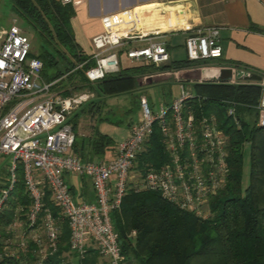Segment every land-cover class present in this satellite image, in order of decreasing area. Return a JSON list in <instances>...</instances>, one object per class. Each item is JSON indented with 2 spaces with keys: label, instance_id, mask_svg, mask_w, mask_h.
Instances as JSON below:
<instances>
[{
  "label": "built area",
  "instance_id": "2783aa9c",
  "mask_svg": "<svg viewBox=\"0 0 264 264\" xmlns=\"http://www.w3.org/2000/svg\"><path fill=\"white\" fill-rule=\"evenodd\" d=\"M125 39V34L118 30H104L91 36L89 55L94 63L84 70L89 82L118 70L117 49ZM183 46L185 58L190 61L220 55L213 28L193 29L185 36ZM29 52L30 43L18 26L11 22L0 28V155L9 156L7 179L0 183V212L16 181L18 164L29 198L24 220L15 217L6 226L4 235L0 233V264L4 258H16L18 253L26 252L28 241L35 245V264H41L43 257L56 247L57 220L61 219L67 222L68 247L78 258L87 247H92L106 264H123L110 212L118 208L128 192L153 190L180 209L202 218L208 215L209 200L224 186L228 172L226 136L212 114L195 116L189 109L187 101L195 96L193 91L180 85L179 96L157 111L149 108L144 97H139V118L130 123L126 136L115 143L113 156L107 160H83L71 151L74 133L67 117L92 97V92L70 95L51 92L54 81L41 78V61ZM124 54L130 60H143L154 66L169 62L161 41L147 40L145 44L129 46ZM192 69L185 67L171 72L178 79L180 71ZM162 73L168 75L167 72L157 75ZM145 79L142 76L141 80ZM258 84L262 94L264 82ZM260 100L261 97L256 105V126L264 125V106ZM226 112L233 113L232 105L226 107ZM154 123L166 158L159 167L139 170L138 153ZM66 174L87 179L93 200H75L64 178ZM45 191L58 209L57 217L43 209Z\"/></svg>",
  "mask_w": 264,
  "mask_h": 264
},
{
  "label": "trees",
  "instance_id": "16d2710c",
  "mask_svg": "<svg viewBox=\"0 0 264 264\" xmlns=\"http://www.w3.org/2000/svg\"><path fill=\"white\" fill-rule=\"evenodd\" d=\"M9 2L12 11L35 34L37 48L35 52L30 48L29 55L41 61V78L54 81L53 88L62 95L82 90L93 93L92 98L81 103L67 117L74 133L71 151L83 160L101 158L113 149L114 144L94 125L88 135H79L76 130L82 114L87 113L100 121L99 108L106 96L133 89L139 85V76L145 73L185 68L193 63L186 58L161 66L143 62L119 67L116 72L89 82L84 70L94 62L74 40L69 22L72 6L60 0ZM253 30L264 33L256 27ZM191 89L195 96L187 101L189 109L195 116L212 114L226 136L228 172L225 184L210 198L209 213L204 218L178 208L153 190L126 193L118 208L110 212L117 244L124 257L123 264H264V125H255L261 87L254 81L230 83L204 79L194 81ZM230 105L232 114L226 112ZM244 142L249 145L248 173L247 181L242 185ZM165 158L159 130L154 123L138 153L137 167L139 170L147 166L159 167ZM69 190L72 192L71 186ZM47 197L45 191L43 209L47 208L57 217L58 209ZM17 206L21 209L16 210ZM28 207L29 198L18 164L16 181L0 212V233L4 235L6 226L15 217L24 220ZM57 223L56 247L43 257L41 264H106L92 247H87L78 258L68 247L67 222L61 219ZM34 251L35 245L28 241L26 252L18 253L16 258H4L1 264H35Z\"/></svg>",
  "mask_w": 264,
  "mask_h": 264
},
{
  "label": "crops",
  "instance_id": "0c3cea01",
  "mask_svg": "<svg viewBox=\"0 0 264 264\" xmlns=\"http://www.w3.org/2000/svg\"><path fill=\"white\" fill-rule=\"evenodd\" d=\"M68 4L73 8L69 22L74 40L87 54L91 51V36L104 30H118L126 39L117 49V57L122 54L124 45L127 48L151 40L164 42L169 62L179 61L185 58L183 41L188 33L196 28H213L220 55L193 61L195 65L192 63L188 67L229 69L231 75L225 81H237L233 73L242 70L259 76L258 80L248 81L264 82V33L253 30V27L264 30V0H70ZM179 54L183 57L175 59ZM172 69L145 73L139 76V80L142 76L146 79L158 77L157 73L161 72H167L169 76ZM138 84L141 85L139 81ZM127 128L122 129L116 138L97 130L108 135L115 145L126 136ZM113 151L114 146L101 158L92 159L107 160L113 156ZM71 176L66 174L64 178L71 186L73 198L92 201L89 181Z\"/></svg>",
  "mask_w": 264,
  "mask_h": 264
},
{
  "label": "rangeland",
  "instance_id": "374dc122",
  "mask_svg": "<svg viewBox=\"0 0 264 264\" xmlns=\"http://www.w3.org/2000/svg\"><path fill=\"white\" fill-rule=\"evenodd\" d=\"M11 22L20 28L30 43L31 51L35 52L37 44L33 31L27 27L25 22L12 11L9 0H0V28L8 27ZM123 47V52L118 57L120 68L135 66L143 63L142 60H130L126 58L124 54L126 45ZM179 55L175 56V59H178V57H183V55ZM192 65H195V63ZM158 75V77L150 78L149 84L143 82L142 80H138L141 85H136L131 90L106 96L103 104H101V107L99 108V113L101 115L100 117L102 119L100 121H96L95 118L90 117L87 113L82 114L77 125L78 134L84 136L88 135L91 126L94 125L97 129L107 133L112 138H116L119 134H121L122 129L126 128L128 124L136 122L139 118V97L143 96L149 108L153 111H157L160 106L166 108L172 99L179 96L180 85H182L184 89H190L192 91V80H178L172 74L169 76H164L163 73ZM50 91L58 92V90L54 89L53 86L50 88ZM80 92L85 91L82 90L72 93L74 94ZM248 148V143L244 142L241 154L240 181L242 185L247 181ZM8 162L9 156L0 155V183L7 179ZM71 177L74 179L77 178L75 175H72Z\"/></svg>",
  "mask_w": 264,
  "mask_h": 264
},
{
  "label": "water",
  "instance_id": "95a60500",
  "mask_svg": "<svg viewBox=\"0 0 264 264\" xmlns=\"http://www.w3.org/2000/svg\"><path fill=\"white\" fill-rule=\"evenodd\" d=\"M230 70L223 68H197L192 70L180 71L177 75L179 79H188V80H224L230 78ZM233 76L236 80H258L259 76L252 74L250 72H245L242 70H235ZM143 82L150 83V79L147 78ZM260 103L264 106V90L261 94Z\"/></svg>",
  "mask_w": 264,
  "mask_h": 264
}]
</instances>
